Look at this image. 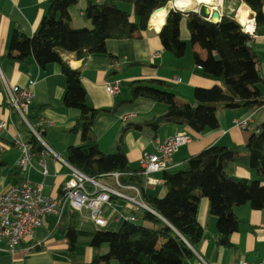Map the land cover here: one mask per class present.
<instances>
[{"label": "trees", "instance_id": "16d2710c", "mask_svg": "<svg viewBox=\"0 0 264 264\" xmlns=\"http://www.w3.org/2000/svg\"><path fill=\"white\" fill-rule=\"evenodd\" d=\"M80 1L49 0L37 32L26 36L19 29H13L3 58L20 63L32 58L40 69H45L60 59L57 49L74 52L77 59L83 62L91 55H108L107 40L141 38L152 13L166 7L170 0L89 2L84 8L83 19L90 23V28L74 29L69 10ZM239 3L253 12L256 28L264 25V0H235V4ZM119 5L132 7V15ZM183 18L190 33V44L211 54L207 60H202L197 53L193 54L200 74L221 82V86L209 89L196 88L192 102H179L166 89L164 82L143 79L127 84L126 100L110 110H96L87 104L80 71L66 64L61 66L65 82L63 107L79 112L76 124L69 133H79L81 139L79 146L67 147L64 161L92 178L118 173L119 183L137 187L143 202L155 213L144 209L133 211L135 222H124L118 231L105 228L90 235L78 231L75 215L70 214L65 234L71 264H110L113 260L118 264H189L194 258L193 249L204 237L197 221L198 196L208 200L209 213L216 217L218 242L223 247H230L228 237L239 226L234 208L248 205L253 210H264V185L258 180H235L225 170L228 164L235 163L256 169L264 176V122L244 146H211L190 157L182 170L163 172L161 178L167 189L163 198L144 193L140 169L129 167L120 141L112 154H104L98 148L93 134L98 115L113 113L119 105L139 98L162 104L166 110L162 115L142 123L125 124L120 137L132 130L147 132L154 140L164 124L186 125L197 133H203L218 128L217 112L220 109L253 111L264 106V95L259 89V86L264 87V79L253 50V37L242 31L235 15H223L219 21L210 22L195 11L169 10L158 37L164 50L175 58H182L187 50L186 44L179 38ZM29 118L34 123V119ZM28 143L33 155H39L44 150L33 136L28 137ZM80 237H87L92 249L93 257L89 263L74 260V248ZM104 245L108 251L102 254Z\"/></svg>", "mask_w": 264, "mask_h": 264}, {"label": "crops", "instance_id": "0c3cea01", "mask_svg": "<svg viewBox=\"0 0 264 264\" xmlns=\"http://www.w3.org/2000/svg\"><path fill=\"white\" fill-rule=\"evenodd\" d=\"M48 1L0 0V119L7 123L6 131L0 135V143L5 147V151L0 153V193L5 192L9 186L28 179L43 186L45 197L57 198L60 195V189L69 179L70 173L69 167L52 154L43 158L45 161L43 168L39 163L42 158L41 153L33 155L31 166L26 173L20 172L16 166L19 152L11 145V138L15 132L27 134V130L17 114L7 106L6 90L2 79L8 86L18 87H24L30 81L35 82L30 117L34 119V122L40 118L48 122L42 139L45 145L61 159L67 147L81 144L79 133H69L76 124L79 112L76 109L65 108L62 104L65 91V82L61 74L62 64L80 71L87 104L96 110H110L117 103L126 100L128 98L126 86L135 80L152 79L164 82L166 89L172 92L179 102H192L196 88L209 89L221 86L220 81L200 74L193 54L197 53L202 60L209 59L211 54L190 44V33L185 18L181 20L179 27V38L187 46L185 55L182 58H175L162 47L158 34L165 24L170 10L169 4L164 7L167 13L159 30L152 23L151 15L147 29L141 34V38L107 40L108 55H91L83 62L77 59L74 52L57 49L60 59L45 69H40L32 58L27 59L26 63L3 58L7 52L8 40L13 29H19L26 36H32L37 32ZM106 1L81 0L78 5L72 7L69 10L72 28H90V23L83 19L85 6L89 2L101 4ZM118 7L132 15V7L129 5ZM214 7L219 10L221 17L236 15L238 11H242L245 20L247 17L254 20V14L249 7L243 3L235 4V0H215ZM262 11L264 13V3ZM252 46L259 60L260 75L264 79V25L256 28ZM123 58H126V61ZM115 61L120 63V68L117 70L112 67ZM114 81H119L120 92L115 98H111L109 90ZM259 89L264 95V87L259 86ZM41 107L44 108L38 111ZM165 110L166 107L162 104L139 98L132 103L119 105L113 113L99 114L93 127L99 150L104 154H112L121 143L129 167L138 169V159L142 153L154 151L153 140L147 132L132 130L120 137L121 129L127 123L138 124L160 116ZM250 112L245 109H220L217 112L218 128L203 133H197L186 125L164 124L158 130L156 138L170 137L179 131H185L191 137L190 143L175 153L174 166L167 172L175 173L182 170L190 157L211 146L233 148L246 145L251 134L256 132L258 126L264 122V108L252 115L246 130L236 128L232 122L234 119L247 117ZM133 114L136 115L135 118L124 122V117ZM225 170L226 174L235 180H258L264 185V176L256 169L230 163ZM43 171L46 173L43 174ZM162 173L153 174L152 178L156 180V184H144V193L157 198H163L166 195L167 189L163 186ZM108 175L97 179L113 187L111 180L103 179ZM196 194L199 195V192ZM141 201L143 202L142 198ZM146 206L147 209L144 210L155 214L148 205ZM111 207L106 208L103 213L107 219L106 228L118 231L132 213L123 199L112 197ZM233 212L239 220V226L237 231L228 237L230 247H223L218 242L216 217L209 213L208 200L198 196L197 221L203 229L204 237L193 249L194 258L189 264H236L239 260L264 264V210H253L248 205H242L234 208ZM70 214L73 213L66 207L59 216L45 217L42 226L35 230L34 238H26L13 252L6 250L4 244H0V264H71L68 254V238L65 234ZM75 220L78 231L82 234L90 235L105 229L97 228L90 221L79 220L76 216ZM107 251L108 248L104 245L102 254ZM92 257V249L89 247L87 237H80L74 248V260L78 263H89ZM110 264L118 263L113 260Z\"/></svg>", "mask_w": 264, "mask_h": 264}, {"label": "built area", "instance_id": "2783aa9c", "mask_svg": "<svg viewBox=\"0 0 264 264\" xmlns=\"http://www.w3.org/2000/svg\"><path fill=\"white\" fill-rule=\"evenodd\" d=\"M170 10L183 12L178 8L173 0L169 1ZM237 20V14L235 15ZM238 21V20H237ZM240 24V22H238ZM242 31L254 37L256 25L253 19L247 17L245 24H240ZM126 61V58H123ZM113 69L120 68V63H112ZM6 90L7 106L14 111L20 122L25 126L27 134L15 132L11 138V145L19 152L16 161L20 172L26 173L31 166L33 154L28 143V137H35L44 147L41 152L40 165L44 168V157L52 154L56 159L69 167V179L60 189L57 198H47L43 195V186L28 179L11 185L3 193H0V244H4L6 250L13 252L16 247L26 238L33 239L34 232L42 226L45 217L53 215L59 216L66 207L69 208L77 219L90 221L97 228H106L107 219L103 213L106 208L111 207L112 197L123 199L130 208V212L147 209L141 201L140 190L135 186L122 185L118 181L119 174L113 173L103 179L113 182V187L106 182L86 176L78 169L71 167L59 156L54 154L44 143L42 135L48 122L40 118L37 122H31L29 116L33 101V86L35 82L30 81L24 87L8 86L2 79ZM120 92L119 81H114L110 85L109 94L115 98ZM264 108V106H262ZM261 108V109H262ZM257 110H253L247 117L234 119L233 126L241 130H246L252 119V115ZM136 115H129L123 118L124 122L135 118ZM7 129L5 120L0 119V135ZM191 137L185 131H179L173 136L163 139L153 140L154 151L144 152L138 159L139 174L146 185H155L151 175L168 171L174 166L173 156L183 146L190 143ZM5 151L4 145L0 143V153ZM46 171H43V174ZM112 178V179H110ZM134 215H129L126 221L135 222ZM236 264H257L245 260H239Z\"/></svg>", "mask_w": 264, "mask_h": 264}, {"label": "bare ground", "instance_id": "6f19581e", "mask_svg": "<svg viewBox=\"0 0 264 264\" xmlns=\"http://www.w3.org/2000/svg\"><path fill=\"white\" fill-rule=\"evenodd\" d=\"M173 2L176 4V0H173ZM194 3L199 4V5L200 4H207L210 6L211 10H213L215 8L214 7L215 6V0H190V3H188L186 7H188ZM178 8H180V7H178ZM161 10H164L166 12L165 8H160L158 10H155L152 13V23L156 26L157 30H159L163 24V23H161V21L163 20V22H164V16L165 15H161ZM184 10H185V7H184ZM237 20H238V22H240V24L246 23V20L243 17L242 11L237 12Z\"/></svg>", "mask_w": 264, "mask_h": 264}, {"label": "water", "instance_id": "95a60500", "mask_svg": "<svg viewBox=\"0 0 264 264\" xmlns=\"http://www.w3.org/2000/svg\"><path fill=\"white\" fill-rule=\"evenodd\" d=\"M198 13L204 19L209 20L210 22H217L221 18L219 10L217 8H214L213 10H210V6L207 5V4H200Z\"/></svg>", "mask_w": 264, "mask_h": 264}, {"label": "clouds", "instance_id": "9594fccd", "mask_svg": "<svg viewBox=\"0 0 264 264\" xmlns=\"http://www.w3.org/2000/svg\"><path fill=\"white\" fill-rule=\"evenodd\" d=\"M190 3V0H176V6L183 9L187 6V4ZM166 12L164 10H161V15H165ZM163 23V20L161 21Z\"/></svg>", "mask_w": 264, "mask_h": 264}, {"label": "rangeland", "instance_id": "374dc122", "mask_svg": "<svg viewBox=\"0 0 264 264\" xmlns=\"http://www.w3.org/2000/svg\"><path fill=\"white\" fill-rule=\"evenodd\" d=\"M199 4H196V3H194V4H191L190 6H188V7H185V10H184V8L182 9V11L183 12H188V11H195V12H198V10H199ZM210 10H211V8H210ZM151 177H153V175H151Z\"/></svg>", "mask_w": 264, "mask_h": 264}]
</instances>
